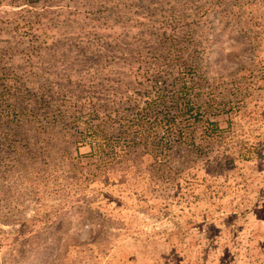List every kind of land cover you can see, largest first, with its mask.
<instances>
[{"label": "rangeland", "instance_id": "1", "mask_svg": "<svg viewBox=\"0 0 264 264\" xmlns=\"http://www.w3.org/2000/svg\"><path fill=\"white\" fill-rule=\"evenodd\" d=\"M0 264H264V0H0Z\"/></svg>", "mask_w": 264, "mask_h": 264}, {"label": "trees", "instance_id": "2", "mask_svg": "<svg viewBox=\"0 0 264 264\" xmlns=\"http://www.w3.org/2000/svg\"><path fill=\"white\" fill-rule=\"evenodd\" d=\"M190 91L191 90L188 86L182 85L180 90H179V96L181 98H185L189 95L188 93ZM159 98H160V95L156 99H159ZM201 108L202 107L194 105V103H192L191 101L185 100L182 109L184 110L185 113L189 114L190 118H193V121L195 124V123L201 121V119H202V116L200 114ZM163 121L168 123V120H166L165 117L162 120H160L159 123H161ZM174 129H175L174 135L178 136L179 138H182V136L184 135V129H182L181 127H175ZM205 131H206V133H209V134H218L219 132H221V133L223 132L222 130L219 129V125L217 122L209 121V120L206 121ZM85 137L88 138V136H85ZM89 137H90V134H89ZM92 137H93V135H92ZM164 139L165 138H161L159 141V143H161L162 146H165ZM93 140H94V137H93ZM102 147H103L102 144H100V145L96 144V147L93 146L92 150L94 152L96 149L97 150L102 149Z\"/></svg>", "mask_w": 264, "mask_h": 264}]
</instances>
